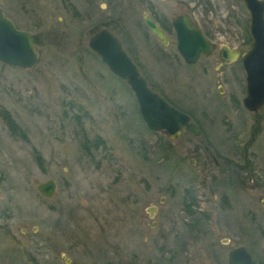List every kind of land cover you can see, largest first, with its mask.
I'll list each match as a JSON object with an SVG mask.
<instances>
[{
    "label": "rangeland",
    "instance_id": "1",
    "mask_svg": "<svg viewBox=\"0 0 264 264\" xmlns=\"http://www.w3.org/2000/svg\"><path fill=\"white\" fill-rule=\"evenodd\" d=\"M205 2L213 9L201 17L195 0H0L17 29L40 37L33 69L0 64V264H227L228 239L264 264V118L242 109L244 83L201 96L143 23L152 13H191L210 30L235 23L225 4ZM103 30L199 138L146 127L88 47ZM243 34L249 41V23ZM47 180L52 198L37 190ZM218 195H244L247 208L218 223Z\"/></svg>",
    "mask_w": 264,
    "mask_h": 264
},
{
    "label": "water",
    "instance_id": "2",
    "mask_svg": "<svg viewBox=\"0 0 264 264\" xmlns=\"http://www.w3.org/2000/svg\"><path fill=\"white\" fill-rule=\"evenodd\" d=\"M247 7L251 13L252 44L243 57L247 78L244 105L249 110H255L264 107V2L248 0ZM144 23L158 39L164 41L163 32L149 17H145ZM173 25L177 34L178 50L186 61H194L200 55H207L211 51L210 45L197 27L190 23L187 16L178 18ZM39 41L37 33L16 29L0 8L1 64L24 71L32 69L38 61L36 47ZM88 47L100 57L113 74L126 82L136 98L140 115L148 129L175 137L180 130L185 129L194 136H199V129L190 123L188 116L170 106L160 95L149 89L116 37L103 30L89 40ZM37 190L42 197L52 198L56 192V183L47 180L39 184ZM63 260L65 264H70L66 257H63ZM230 264L256 263L246 248L238 247L230 254Z\"/></svg>",
    "mask_w": 264,
    "mask_h": 264
},
{
    "label": "flooded vegetation",
    "instance_id": "3",
    "mask_svg": "<svg viewBox=\"0 0 264 264\" xmlns=\"http://www.w3.org/2000/svg\"><path fill=\"white\" fill-rule=\"evenodd\" d=\"M195 1L197 2L196 3L198 9L197 11L201 15V17H203V14L200 11L203 10L205 14H208L209 10L204 11V9H213L211 2L207 3L205 2V0H195ZM217 1L219 4H225L223 10L226 11L227 16L231 14V18L235 19V23L233 25L224 21V24L221 25L220 27H213L212 30L206 29V27L201 22L197 21L194 18L195 15H192L191 13H181L178 15H173L170 18V22L167 21L168 19H166V16L161 13H152L156 17H153L152 14L151 15L145 14L143 16V23L145 17L147 16L157 25L159 29H161V31L165 36L164 41L158 39L145 26L149 34L153 37V39L165 50L161 52L163 55L161 57L159 56L165 62L164 64L170 65L172 67H174L173 65L177 64L178 69L176 72L178 74H182V76L187 79L186 82H188L189 84L192 83L197 90H201L202 91L201 96H205V95L207 96L208 92L211 91V88L213 86L217 87L219 94H223V91L225 90L223 85H227L228 87L227 89H235V88L239 89L241 88L243 83L245 85V96H246L247 78L243 66V57L248 52L249 47L252 43L251 35L249 34V41H248L247 34H243L244 32L247 31V24L249 23V26L251 24V13L247 7L248 0H217ZM257 1L264 2V0H257ZM183 16L188 17L190 23L197 27V29L199 30L205 41L211 47V51H209L207 55H200L194 61H186L178 50L177 34L174 29L173 23L178 18ZM168 48H170L171 50L166 51ZM127 55L131 59V61L135 64L129 53H127ZM156 56L158 55L156 54ZM153 89L151 90L153 91L158 90L154 87ZM155 92L158 93L157 91ZM158 94L161 95L160 93ZM245 96L242 98L241 101L242 109H244L247 114L258 115L264 118V107L262 106V107H258L255 110H249L244 105ZM233 101H235V103L237 104L236 98H234L232 101L229 100L228 102H233ZM211 104L212 103H210V105ZM190 122L194 123L191 118H190ZM185 133L193 135L185 131V129L180 130L176 135V137L173 135L168 136L164 133H159V134H162L169 140H178L179 137ZM201 133L202 132L200 131L199 136H195V137L199 138ZM209 156L213 161L215 167L217 169H220L221 164L219 163L216 156L212 153H209ZM220 172L221 173L225 172V169L220 170ZM239 182L240 185L242 186L243 182L241 180H239ZM239 182L237 180V183ZM215 201H217L218 204L214 208V216L216 218V222L218 223L221 222V219L224 218L223 215H225L227 212L232 211L238 207L244 210L247 208V198L244 195H240L236 197H231L230 195H225V196L218 195L215 196ZM161 202H165V199L161 198ZM238 202H240L241 204L237 205L236 203ZM193 203H194V198L191 197V201L189 202V204L185 206V208L188 210ZM261 206L262 208H264V200L261 201ZM151 209H154V215H155V210L157 208L151 207ZM222 245L230 246L226 258L227 264H230V254L238 247H245L249 251V249L246 246L232 243L230 239L225 240V243H222ZM251 256L253 257L255 263L258 264L253 254H251Z\"/></svg>",
    "mask_w": 264,
    "mask_h": 264
}]
</instances>
